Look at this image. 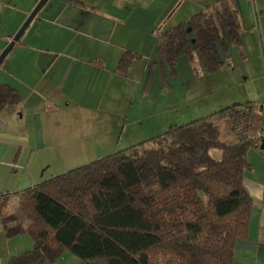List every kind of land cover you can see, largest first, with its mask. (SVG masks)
<instances>
[{"label":"trees","instance_id":"trees-1","mask_svg":"<svg viewBox=\"0 0 264 264\" xmlns=\"http://www.w3.org/2000/svg\"><path fill=\"white\" fill-rule=\"evenodd\" d=\"M241 30L236 0H216L159 32L156 46L172 73L180 56L193 62L194 51L212 73L225 66L229 45L241 47ZM140 58L125 50L118 73ZM19 100L0 82V112ZM253 109V102H238L170 125L17 192L16 211L2 199L4 234L33 238L32 248L7 264H55L65 252L81 264H233L253 204L244 186L248 153L259 146Z\"/></svg>","mask_w":264,"mask_h":264},{"label":"rangeland","instance_id":"rangeland-1","mask_svg":"<svg viewBox=\"0 0 264 264\" xmlns=\"http://www.w3.org/2000/svg\"><path fill=\"white\" fill-rule=\"evenodd\" d=\"M183 2L185 7L190 0ZM236 3L242 45L229 46L223 56L225 66L212 73L205 70L198 51L193 52V62L185 55L180 56L174 73L161 62L156 36L180 20L188 21L191 11L184 9L169 13L165 17L166 27V20L161 25L150 26V16L137 21L134 27L132 22L121 18H126L128 10L121 11L120 19L125 23L114 28L110 40L107 34L112 25L102 23L106 35L98 36L97 30V39L92 31L95 27H89L87 36L76 34L70 39L64 32L52 42L39 41L42 48L70 46L82 53V58L86 54L103 60L100 85L97 83L93 88L98 96L86 97L84 103L79 96L68 108L57 96L51 98L48 108L40 106V102H49L50 98L44 89L48 85H43L50 79V71L45 66H40L38 75L34 73L32 77L31 73L26 83L29 88L22 87L27 56L21 49L14 50L0 68V82L10 83L21 97L20 104L7 106L0 112V202L5 199L7 209L16 211L17 192L147 140L170 125L211 114L236 102L251 101L261 106L264 102V26L258 27L256 18L253 20L260 0H236ZM155 4L151 3L152 11ZM125 48L138 52L141 58L133 61L126 73L118 74L119 56ZM67 62L62 63L61 71L69 66ZM222 127L225 134L228 124L224 122ZM256 127L254 114L252 134ZM211 154L220 157L215 150ZM32 246L33 238L28 233L7 237L0 216V264H7L10 257ZM65 255L70 258L59 259L55 264H81L71 253Z\"/></svg>","mask_w":264,"mask_h":264},{"label":"crops","instance_id":"crops-1","mask_svg":"<svg viewBox=\"0 0 264 264\" xmlns=\"http://www.w3.org/2000/svg\"><path fill=\"white\" fill-rule=\"evenodd\" d=\"M38 1L0 0V53L11 41L13 35L23 24ZM183 1L48 0L30 22L7 56L9 57L17 49L26 52L27 61L24 64L27 71H24L27 73L24 72L23 74L25 76V83L21 82L22 85L24 84L22 87L25 89L30 87L26 83H29L28 78H30L31 73L33 77L34 73L38 75L39 69L42 66L47 67V70L50 71V79L46 83H43V85H48V88L46 89L45 86L44 89L48 91V97L50 98L49 102H40V106L48 108L49 103L52 102L51 98L57 96L62 98L64 102L62 104L65 108H68L72 102L76 103L79 96L82 98L83 103L86 97L89 99L90 97L95 98L98 96V93L93 88L96 87L97 83L100 85L98 79H101L100 74L104 67L103 60L94 56H86V54L82 58L83 54L79 53L77 49H70V46H66L68 48L63 49H52L50 46L42 48V46L39 47V41L45 42L48 40L52 42L54 38H58L64 32L67 33L70 39H73L76 34L87 36L89 34L86 30L89 27H95L92 31L95 33L94 38L97 39V30L100 31L98 36L103 37V35H106L102 23L112 25L107 34L109 35L108 40H110L112 39L114 28H118L120 23H125V21L120 19L121 11L128 10L127 19L125 17L121 18L132 22L134 27L137 21L143 19L145 16H150L152 20L150 26H154L161 25L166 20L165 17L177 8L191 11V16L196 12L206 9L216 0H190L192 3H186L185 7H183ZM151 3H157L155 4L154 11L151 10ZM124 4L126 7L123 6ZM256 6L257 12L253 20L256 18L258 27L264 26V0H260V4L257 3ZM183 21L180 20L179 22ZM167 25L168 20L164 22V26L166 27ZM255 40L258 42L257 37ZM262 40H264L263 36ZM123 50L133 49L125 48ZM7 58L3 60L0 68ZM66 60H68L69 66L61 71V65ZM116 73H118L117 69ZM82 85H84V88L81 89ZM87 85H90V87L88 86L87 88ZM20 103L21 97L16 105ZM254 114L257 119V127L253 135L259 138V146L251 149L248 153L247 157L250 167L244 173V186L251 196L253 204L248 216L246 236L236 240L234 243L233 264H264V148L260 147L261 143L264 142V102H262L261 106L254 103L253 116ZM18 115L21 118V114ZM65 253L56 261L70 258L66 257L68 255H65Z\"/></svg>","mask_w":264,"mask_h":264},{"label":"water","instance_id":"water-1","mask_svg":"<svg viewBox=\"0 0 264 264\" xmlns=\"http://www.w3.org/2000/svg\"><path fill=\"white\" fill-rule=\"evenodd\" d=\"M48 0H39L35 7L32 9L28 17L25 19L23 24L20 26V28L17 30V32L13 35L11 41L4 47V49L0 53V65L2 64L3 60L6 58L8 53L10 52L11 48L15 45V43L20 39L23 32L27 29L30 22L33 20V18L36 16V14L44 7ZM261 148H264V142L260 145Z\"/></svg>","mask_w":264,"mask_h":264}]
</instances>
